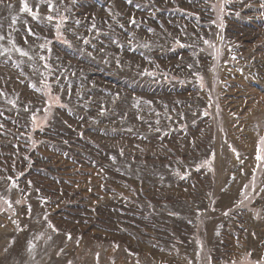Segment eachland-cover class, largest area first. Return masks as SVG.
<instances>
[{"label":"rangeland","instance_id":"374dc122","mask_svg":"<svg viewBox=\"0 0 264 264\" xmlns=\"http://www.w3.org/2000/svg\"><path fill=\"white\" fill-rule=\"evenodd\" d=\"M25 2L0 0V264H264V0Z\"/></svg>","mask_w":264,"mask_h":264},{"label":"snow or ice","instance_id":"6c2138e0","mask_svg":"<svg viewBox=\"0 0 264 264\" xmlns=\"http://www.w3.org/2000/svg\"><path fill=\"white\" fill-rule=\"evenodd\" d=\"M128 2L129 3H131V0H128ZM22 7H21V9H20V11H22V12H28V13H32V9L28 6V4L25 2V0H22ZM262 7H264V4H262L261 5ZM213 9H215V5H213ZM48 11H49V13H51L52 11H53V5H52V3H51V0H49V4H48ZM221 11H223V8H221ZM46 19H47V21H49V22H52L53 20H57L58 22H57V24L55 25V27H56V30H57V35L59 36V35H61V33H60V26L63 24V23H65L66 22V17H63V16H60L59 18H57L56 16H53V15H48L47 17H46ZM221 27H222V25H221ZM29 33H31V29H29ZM3 37H0V39H2ZM66 42V41H65ZM84 43H88V41L87 40H85L84 41ZM204 43L205 44H209V41H207V40H205L204 41ZM210 47H214V45H209ZM44 47H46V44H42L41 45V48H44ZM17 51H19L20 52V54L22 55V56H28V53L26 52V51H23V50H21V49H19V48H17ZM49 51H50V49H49ZM30 59H31V57H29ZM41 59H44V57H41ZM233 59H235V57H233ZM45 67H47V65H45ZM203 78H201V80H202ZM203 86V85H202ZM56 99H58V97L56 98ZM32 119H33V121L35 122V116H33L32 117ZM260 144L261 145H264V138H261V140H260ZM233 151H235V150H233ZM261 152V149L260 148H258L257 149V155H256V160L257 161H264V156H262V155H260L259 153ZM237 158H239L238 157V154H237ZM208 163V161H204V164H207ZM203 166V165H202ZM257 169H259V167H260V165L259 164H257ZM254 173H255V170H254ZM255 180H256V176H255V174H253V176H252V178H251V182H252V184H253V190H255ZM245 188H247V185H245Z\"/></svg>","mask_w":264,"mask_h":264}]
</instances>
